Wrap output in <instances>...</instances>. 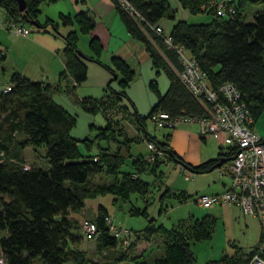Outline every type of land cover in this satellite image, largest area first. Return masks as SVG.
I'll return each instance as SVG.
<instances>
[{"label": "trees", "instance_id": "obj_1", "mask_svg": "<svg viewBox=\"0 0 264 264\" xmlns=\"http://www.w3.org/2000/svg\"><path fill=\"white\" fill-rule=\"evenodd\" d=\"M43 1L51 0H24L25 10L20 13L13 0H0V10L6 21H35L38 6ZM112 1L128 32L149 54L153 68L163 69L168 78V88L162 95L157 92L155 82L149 83L157 94V102L148 118L138 116L134 110L129 114L146 140V145H154L160 155L153 154L151 161L146 158L149 151L146 156H131L127 151L131 140L124 136L118 122H107L98 128L95 137L105 146L99 148L95 155L80 156L78 143L81 141L69 135L75 127L71 113L53 100L46 86L28 81L16 73L10 75L6 84L10 91H0V233H4L0 236V264H32L34 261L40 264H88L84 250L80 249L82 236L77 234L83 221L79 223L77 218L69 215L80 211L85 200L110 195L115 202L128 203L132 194L144 199L149 193V184L143 182L140 176H162L160 167L165 161L178 163L191 173H206L216 163L227 159L230 161L234 154L233 150H228L224 157L190 166L147 133L145 122L147 119L152 121L155 114L166 113L172 118L208 117L212 114L211 105L203 96L194 95L181 80L182 65L175 49L168 48L163 39L150 29L160 27L157 23L164 18L175 19L177 10L171 8L169 0H129L139 17L129 16L116 0ZM212 2L177 0L176 9L194 16L206 14L210 20L200 24L177 20L168 37L175 48H182L186 55L195 60L211 90L224 83H230L237 89L252 119V127L264 111V9L256 11L249 21L246 15L247 0H235L233 16L219 17ZM76 22L82 33L93 28L92 21L83 14L76 17ZM63 39L65 72L75 84H81L87 78L85 61L90 58L78 56L80 51L76 46L75 34L65 35ZM89 47L99 57L101 48L96 39L90 41ZM91 60L99 63L96 59ZM111 62L113 71L106 66L104 68L114 79H117L118 73L122 78L121 83L126 86L132 80L133 72L119 58H112ZM112 95L117 100H127L122 92H112ZM19 135L21 139L18 140ZM118 137L121 142H118ZM82 142L89 146L90 141ZM114 143L117 146L112 151L111 145ZM27 147L32 151L43 149L44 159L49 166L47 171L40 167L26 169L22 166L21 151ZM126 158L132 159V172H121ZM102 173L111 177L108 185L90 183L91 178ZM167 193L164 190L160 194L159 215L163 211ZM171 196L182 201L188 199L182 194ZM127 213L130 217L144 218L147 224L141 236L130 232L134 242L126 246L123 252H116L115 258L120 264H127L128 253L133 250L147 253L149 240L154 236L164 237L165 241L163 255L155 257L152 264H194L190 242L210 240L212 236L213 220L207 216L192 224L166 229L163 225L156 226L154 220L149 219L146 207L137 209L131 206ZM107 220H111L107 211L99 206L96 218L91 221L96 226L93 237L96 250L100 252L113 251L118 240L122 239L113 236ZM255 251L256 248L244 256L224 257L211 264H250ZM119 263L107 260L103 264Z\"/></svg>", "mask_w": 264, "mask_h": 264}, {"label": "rangeland", "instance_id": "obj_2", "mask_svg": "<svg viewBox=\"0 0 264 264\" xmlns=\"http://www.w3.org/2000/svg\"><path fill=\"white\" fill-rule=\"evenodd\" d=\"M172 2L173 0H170L171 8L178 10L172 5ZM256 2L257 0H247L246 15L248 19H251L256 11L264 9V0ZM0 20H4L1 10ZM208 21L206 14L192 15L187 19V22L190 24L207 23ZM168 22L169 19L164 18L160 23L166 24ZM25 27L30 31L27 37L36 36L34 28L28 25H25ZM83 36L84 35H76L78 46H81L78 50L81 53H83V50L81 49H84L85 51L87 49L84 47V44L89 46L91 41L90 38H84ZM16 41L17 38H12L5 30L0 29V91L8 83L12 71L17 73L22 71L29 79L44 80L45 77V75L40 74L41 71L38 67L40 58L37 57V54H24V52H22L23 54H19L17 49H13V53L10 51V47L15 46ZM88 65L87 79L79 88H77L74 95L69 94L66 96L57 93L52 97L53 100L64 107L65 110L68 113H71L74 117L75 127L69 135L81 141L78 143V150L80 156L84 157L95 155L99 148L104 147L105 144L96 141L95 137L98 133V128L102 127L107 122H120L127 137L138 138L139 136L135 135L138 131L137 126L129 114H132V111L134 110L138 116L148 118L153 106L157 102V94L149 87V83L155 82L157 92L161 95L166 92L169 85L168 78L163 69L154 70L151 68L150 61L143 64L141 72L138 69L136 62L131 64V66L134 67L133 69L130 67V70L133 72V78L126 86L121 83L122 78L118 73L117 79H114L109 72V70H114L113 66H106V68L109 69L107 70L104 68L103 62L101 65H95L93 63H88ZM112 92L124 93L128 101L123 98H121V100L115 99ZM253 125L255 133L260 138H263L264 133L260 132V129L264 128V114L262 117H259ZM145 126L147 133L161 142L165 141L164 135L170 132V130L167 129L155 128L153 122L149 119L146 120ZM139 134L143 137L141 132H139ZM17 139H21V136H17ZM82 140L90 141L89 146H85ZM135 149H142V147L140 144H137V142H134V148L132 145V151ZM22 151L21 164L23 167L26 169L29 167H40L43 171L48 170L49 166L44 159L43 149L38 148L36 151H32L31 148L27 147ZM225 167L226 166L224 165L220 171L224 170ZM174 168V163H168L167 167L163 166L161 168L162 176H156V178H154L155 184L151 186L150 193L147 194L145 199L134 194L130 196V201L128 203H124L120 200L115 202L110 195H98L94 198L85 200L84 207L80 211L72 212L69 215L73 218H77L79 223L82 221L83 223H92L91 220L96 218L99 212V206H102L107 210L114 226L140 236L147 224V220L142 217H130L127 212L131 206L137 209H143L144 207L148 208V213L151 215L149 219H153L156 226L163 225L166 229H171L183 224L185 225L193 219H200L206 215L208 210H204L195 203L196 197L200 196V194L196 196L194 193L195 196L193 195L189 200L182 201L181 198H170L163 201V211L159 215V194L160 191H164V188L160 187L158 189V186L171 182L173 176H176L174 182L175 187L178 189L177 191H183L186 185L188 188L190 186L193 187V180L189 175L187 176V172L184 171L183 174L175 173ZM185 176L189 178V181L184 179ZM101 177V175L93 177L91 183L103 185L104 182L100 181ZM145 200L147 203H145ZM83 223H81L80 231L77 232V234L82 236L81 238L83 241L80 249L84 250L88 264H103L107 260L113 263H119L115 258L117 254L116 252H123L126 246H129L134 242V237L128 239L122 238L118 240L117 246L112 249L113 251L106 250L100 252L96 250L95 237H86L81 231ZM212 227L213 231L210 240L190 242V249L195 258L194 264H209L212 257L215 258L216 256H219L217 253L218 250L220 251L223 249V255L229 252V250H232L231 244H234L237 247L250 249V247L257 242V235L259 232L258 221L251 217L244 216L243 214L241 215L237 209L229 212L226 219L213 221ZM3 234L4 233H0V236ZM155 244L159 245L160 241L156 240L153 245ZM140 253V250H133L131 253H128L129 260L127 261V264H152L153 258L156 254H158V256L161 254V252H156L155 254L149 255L147 260L145 258L135 259L134 257ZM32 264L40 263L34 261Z\"/></svg>", "mask_w": 264, "mask_h": 264}, {"label": "crops", "instance_id": "obj_3", "mask_svg": "<svg viewBox=\"0 0 264 264\" xmlns=\"http://www.w3.org/2000/svg\"><path fill=\"white\" fill-rule=\"evenodd\" d=\"M172 5L175 8H178L177 0H173ZM79 14L85 15L93 23V28L87 33H82L76 22V17ZM174 15H175V19L169 20V22L166 24H161L160 23L161 21L157 23L161 27L163 32L165 30V36L167 37L169 36L171 29L177 20L187 21L189 16H192L185 10H177ZM208 20H210L209 17ZM248 20L250 21L251 19ZM34 22H35L34 26L28 24L26 25L34 28V32L36 33L35 34L36 36L14 37L17 38V41L15 46L10 47V51L13 53V49L14 50L17 49L19 51V54H23L22 52H24V54L25 53L37 54V57L40 58V63H38V67L39 70L41 71L40 74L45 75L44 80L29 79L26 76V74H24L22 71L18 73L12 71L11 75L16 73L24 77L28 81L37 82L41 84V86H46L49 89V91L52 93V97L54 94L57 93L66 96H68L69 94L74 95L77 88H79L83 83L82 82L81 84H75L72 78L69 77L68 73L65 72L63 56H62L65 47V41L63 39V36L71 33L77 36L84 35L83 36L84 38L85 37L90 38V40L96 39L100 45L101 53L99 57H96L93 51L90 49V47L86 46L85 44L84 47L87 48L86 51L84 49H81L83 50L82 54H84L86 58H90V60L85 61V64L87 66V75H88V66H89L88 63L100 65L99 63L102 64L103 62L104 66L109 67L112 66V62H111L112 58H119L123 60L127 64V66H129V68L131 67L132 69L134 67H132L131 64L136 62L140 72L143 69V64L147 63L148 61H150L151 63V68H153L149 54L146 52L142 44L138 40H136L133 36H131V34L128 32L112 0L43 1L38 6V13L35 17ZM76 46L78 49H80L81 47L78 46L77 39H76ZM92 58L98 60L99 63L92 61L91 60ZM263 114L264 111L262 112L260 117H262ZM118 127L122 128L124 132V136L127 137L124 128L120 125V122H118ZM252 129L255 132L254 125L252 126ZM260 132L264 133V128L260 129ZM135 135L136 136L138 135L139 137L138 138L127 137L132 142L128 146L127 151L131 156L134 157L137 155L146 156L148 152L146 140L144 139V137L140 136L138 131L137 134ZM164 136H165V141L161 142L157 139L156 140L159 143L164 144L167 149L171 150L184 163L190 166H199L209 161L216 160L220 157H224V154L227 151L222 146L220 137L217 138L201 137L199 134V128L195 124L179 126L175 129L170 130V132ZM117 139L118 142H121L120 137H118ZM134 142L140 144L142 149H135L134 151H132V145L134 148ZM116 146L117 145L115 143L111 145L112 151L115 150ZM22 154L23 151H21V156ZM131 161H132L131 158H126L124 160V167L121 169V172L124 173L132 172ZM168 163L170 164L174 162L165 161L161 165L160 170L163 166L167 167ZM225 164H227V161L226 163H223L220 167H215L214 165L213 169L206 173H191L190 171L184 170L183 167L178 163H174L175 165L174 172L183 174L184 171H186L187 176L189 175L193 180V187L190 186L188 188V186L186 185L183 191H177L178 189L177 187H175V182H174L176 180V176H173L171 182L164 183L163 185L161 184L157 188L159 189L160 187H163L164 190L168 191L166 200L170 198L172 199L175 198V196L172 197L171 194H182L183 196L188 197L189 200L194 194L197 196L199 194L213 195V194L223 193L228 190L229 182H230L228 175L223 174L220 171ZM101 176L102 177L100 178L101 179L100 181L104 182L103 185H108L111 182V177L107 176L104 173H102ZM187 176H185L184 179L189 181V178ZM91 179H90V183H91ZM140 179L143 182L149 184V193H150L151 186L155 184L154 177L151 175H141ZM161 193L162 191H160V194ZM145 203H147L146 200ZM234 209H237L242 215L240 209L237 206L226 207L222 205L209 209L206 215H204L200 219L190 220L188 224H192L195 221H201L205 216L209 217L213 221L223 220L226 219L229 212H231ZM146 210L148 216L150 217L151 215L150 213H148V208H146ZM251 218L257 220L254 217ZM257 236H258L257 242L255 243V245L250 247V249L237 247L236 245L231 244L232 250H229V252H227L225 255H223L224 253H222L224 251L223 249H221L220 251L218 250L217 253L219 254V256H216L215 258L212 257V259H210L209 264L220 261L223 256L229 258L234 256H244L254 251V249L257 248V246L260 244L261 240L263 239V234L260 224H259V232ZM156 240L160 241L159 245L156 244L153 245ZM164 241H165L164 237H160V236L152 237L149 240L150 245L148 247L149 248L148 252L145 254H142L141 252L140 254L136 255L134 258L135 259L145 258L147 260L149 258V255L155 254L156 252L158 253L161 252V254L159 256L158 254H156L155 257L156 258L161 257L163 255ZM155 257L153 258V260L156 259Z\"/></svg>", "mask_w": 264, "mask_h": 264}, {"label": "built area", "instance_id": "obj_4", "mask_svg": "<svg viewBox=\"0 0 264 264\" xmlns=\"http://www.w3.org/2000/svg\"><path fill=\"white\" fill-rule=\"evenodd\" d=\"M118 5L129 16H137L129 0H116ZM235 0H213L212 6L219 17H231L235 13L233 2ZM24 22L0 20V29L5 30L11 37H26L30 31ZM160 36L168 48L175 49L182 65L181 80L196 96H203L211 105V116L208 117H171L166 113H158L152 117L157 129H175L182 125L195 124L199 128L201 137H220L222 146L234 154L225 169L221 172L229 177V188L220 194H203L196 197L195 203L204 210L216 206H237L244 216L254 217L258 220L263 241L257 246L250 264H264V144L252 129V119L244 103L240 100L237 89L230 83L220 85L211 90L206 77L200 71L194 59L190 58L182 48H175L169 37L165 36L160 27L150 28ZM10 91L4 86L2 93ZM150 161L157 153L154 145L148 143ZM160 155V153H157ZM95 161V160H94ZM109 230L117 238H130L127 230H122L107 220ZM81 231L86 236L96 234L94 223L85 222ZM1 263V260H0Z\"/></svg>", "mask_w": 264, "mask_h": 264}, {"label": "water", "instance_id": "obj_5", "mask_svg": "<svg viewBox=\"0 0 264 264\" xmlns=\"http://www.w3.org/2000/svg\"><path fill=\"white\" fill-rule=\"evenodd\" d=\"M16 4V8L18 10V12L22 13L24 12L25 10V2L24 0H13ZM25 24H28V25H35V22L34 21H24ZM78 56L81 57L82 59H86V56H84L82 53L78 52ZM263 144H264V141H263ZM228 161V159H227ZM224 162H226V160H222L220 162H218L215 167H220Z\"/></svg>", "mask_w": 264, "mask_h": 264}, {"label": "flooded vegetation", "instance_id": "obj_6", "mask_svg": "<svg viewBox=\"0 0 264 264\" xmlns=\"http://www.w3.org/2000/svg\"><path fill=\"white\" fill-rule=\"evenodd\" d=\"M229 162V161H228Z\"/></svg>", "mask_w": 264, "mask_h": 264}]
</instances>
